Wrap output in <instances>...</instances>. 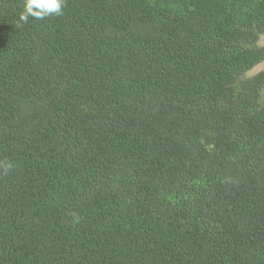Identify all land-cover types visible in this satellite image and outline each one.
Instances as JSON below:
<instances>
[{
    "label": "trees",
    "instance_id": "1",
    "mask_svg": "<svg viewBox=\"0 0 264 264\" xmlns=\"http://www.w3.org/2000/svg\"><path fill=\"white\" fill-rule=\"evenodd\" d=\"M0 0V264H264V0Z\"/></svg>",
    "mask_w": 264,
    "mask_h": 264
},
{
    "label": "clouds",
    "instance_id": "2",
    "mask_svg": "<svg viewBox=\"0 0 264 264\" xmlns=\"http://www.w3.org/2000/svg\"><path fill=\"white\" fill-rule=\"evenodd\" d=\"M64 0H24L20 21L27 23L29 17L44 19L51 15H61Z\"/></svg>",
    "mask_w": 264,
    "mask_h": 264
},
{
    "label": "rangeland",
    "instance_id": "3",
    "mask_svg": "<svg viewBox=\"0 0 264 264\" xmlns=\"http://www.w3.org/2000/svg\"><path fill=\"white\" fill-rule=\"evenodd\" d=\"M259 43H260L261 45H264V37H262V38L260 39ZM263 69H264V62H263V64H260L259 66H257V67L253 70L252 73H255V72H257V71H261V70H263Z\"/></svg>",
    "mask_w": 264,
    "mask_h": 264
}]
</instances>
